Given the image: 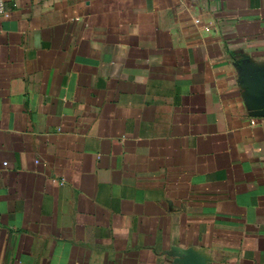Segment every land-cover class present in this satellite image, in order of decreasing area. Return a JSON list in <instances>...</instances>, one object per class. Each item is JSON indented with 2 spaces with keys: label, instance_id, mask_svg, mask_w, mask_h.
Here are the masks:
<instances>
[{
  "label": "crops",
  "instance_id": "0c3cea01",
  "mask_svg": "<svg viewBox=\"0 0 264 264\" xmlns=\"http://www.w3.org/2000/svg\"><path fill=\"white\" fill-rule=\"evenodd\" d=\"M0 264H264V0H5Z\"/></svg>",
  "mask_w": 264,
  "mask_h": 264
},
{
  "label": "built area",
  "instance_id": "2783aa9c",
  "mask_svg": "<svg viewBox=\"0 0 264 264\" xmlns=\"http://www.w3.org/2000/svg\"><path fill=\"white\" fill-rule=\"evenodd\" d=\"M5 10V0H0V14Z\"/></svg>",
  "mask_w": 264,
  "mask_h": 264
}]
</instances>
